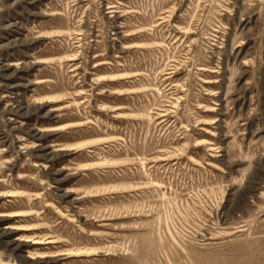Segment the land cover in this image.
<instances>
[{"label":"rangeland","instance_id":"1","mask_svg":"<svg viewBox=\"0 0 264 264\" xmlns=\"http://www.w3.org/2000/svg\"><path fill=\"white\" fill-rule=\"evenodd\" d=\"M0 264H264V0H0Z\"/></svg>","mask_w":264,"mask_h":264}]
</instances>
